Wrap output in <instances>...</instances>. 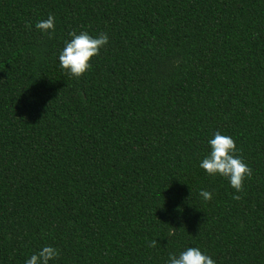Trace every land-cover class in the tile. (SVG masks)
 Returning <instances> with one entry per match:
<instances>
[{
  "label": "trees",
  "instance_id": "1",
  "mask_svg": "<svg viewBox=\"0 0 264 264\" xmlns=\"http://www.w3.org/2000/svg\"><path fill=\"white\" fill-rule=\"evenodd\" d=\"M72 31L109 37L80 79L59 66ZM217 131L253 169L242 193L199 166ZM43 246L264 264V0H0V264Z\"/></svg>",
  "mask_w": 264,
  "mask_h": 264
},
{
  "label": "clouds",
  "instance_id": "2",
  "mask_svg": "<svg viewBox=\"0 0 264 264\" xmlns=\"http://www.w3.org/2000/svg\"><path fill=\"white\" fill-rule=\"evenodd\" d=\"M25 26L31 28L29 24ZM35 28L52 39L55 32V16L49 14L46 19L38 21ZM69 36L71 37L70 41H65L64 47L60 51L59 66L69 79H80L91 69L92 59L97 57L101 49L107 46L109 37L107 33L93 37L87 31H81L79 34L72 31ZM208 144L210 153L202 160L200 168L209 176L219 175L227 179L236 193H242L244 181L251 179L253 169L244 162L241 156L237 155L239 149L234 139L217 131ZM199 195L205 201L212 199V193L206 190H201ZM241 198L240 195H233L234 200ZM148 246L156 248L157 240H152ZM58 257L59 250L57 248L43 246L39 252L27 259L25 264H49L50 261ZM167 264H215V261L199 248L188 247L179 255L170 253Z\"/></svg>",
  "mask_w": 264,
  "mask_h": 264
}]
</instances>
